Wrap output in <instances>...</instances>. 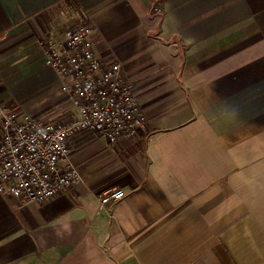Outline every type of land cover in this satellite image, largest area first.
I'll return each instance as SVG.
<instances>
[{"label": "crops", "instance_id": "1", "mask_svg": "<svg viewBox=\"0 0 264 264\" xmlns=\"http://www.w3.org/2000/svg\"><path fill=\"white\" fill-rule=\"evenodd\" d=\"M83 24L147 125L74 134L50 200L0 193V264H264V0H0V105L71 116L43 48Z\"/></svg>", "mask_w": 264, "mask_h": 264}, {"label": "built area", "instance_id": "2", "mask_svg": "<svg viewBox=\"0 0 264 264\" xmlns=\"http://www.w3.org/2000/svg\"><path fill=\"white\" fill-rule=\"evenodd\" d=\"M94 27L68 29L64 37L44 45L50 67L73 108L69 119L56 122L0 105V193L24 201L45 202L84 182L70 157V138L91 132L109 144L135 138L147 125V115L127 80L121 62H104L92 39ZM125 196L109 190L106 204Z\"/></svg>", "mask_w": 264, "mask_h": 264}, {"label": "rangeland", "instance_id": "3", "mask_svg": "<svg viewBox=\"0 0 264 264\" xmlns=\"http://www.w3.org/2000/svg\"><path fill=\"white\" fill-rule=\"evenodd\" d=\"M73 29V28H72ZM44 62H45V60H44ZM46 65V64H45ZM47 66V65H46ZM50 68V67H49ZM23 71V70H22ZM24 72V71H23ZM4 81L5 82H7L8 81V79H6V77L4 78ZM57 84L59 85V87H60V89H61V85H60V83L58 82V80H57ZM12 94L13 95H15L14 94V91L12 92ZM16 111V110H15ZM17 112H20V111H17ZM71 116H68V117H66V118H64V119H61V120H65V119H69Z\"/></svg>", "mask_w": 264, "mask_h": 264}]
</instances>
